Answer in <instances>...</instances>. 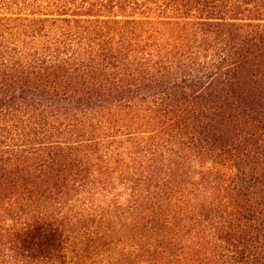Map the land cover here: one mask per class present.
Here are the masks:
<instances>
[{
	"label": "trees",
	"instance_id": "trees-1",
	"mask_svg": "<svg viewBox=\"0 0 264 264\" xmlns=\"http://www.w3.org/2000/svg\"><path fill=\"white\" fill-rule=\"evenodd\" d=\"M0 264H264V0H0Z\"/></svg>",
	"mask_w": 264,
	"mask_h": 264
}]
</instances>
